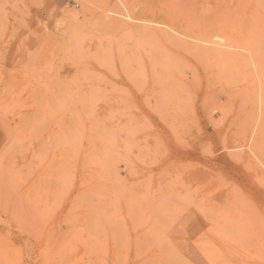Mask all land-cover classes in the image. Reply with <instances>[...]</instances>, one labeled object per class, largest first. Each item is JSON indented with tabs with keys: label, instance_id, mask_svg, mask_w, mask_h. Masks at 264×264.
Masks as SVG:
<instances>
[{
	"label": "rangeland",
	"instance_id": "374dc122",
	"mask_svg": "<svg viewBox=\"0 0 264 264\" xmlns=\"http://www.w3.org/2000/svg\"><path fill=\"white\" fill-rule=\"evenodd\" d=\"M119 1L0 0V264H264V0Z\"/></svg>",
	"mask_w": 264,
	"mask_h": 264
},
{
	"label": "bare ground",
	"instance_id": "6f19581e",
	"mask_svg": "<svg viewBox=\"0 0 264 264\" xmlns=\"http://www.w3.org/2000/svg\"><path fill=\"white\" fill-rule=\"evenodd\" d=\"M105 1H106V0H105ZM120 1H121V0H120ZM120 1H119V2H120ZM131 1H132V0H131ZM108 2H109V1H108ZM119 2H118V3H119ZM125 2H126V1H125ZM127 3H128V1H127ZM130 3H131V2H130ZM134 3H135V2H134ZM134 3H133V4H134ZM108 4H109V3H108ZM111 4H112V3H111ZM123 4H124V3H123ZM131 4H132V3H131ZM147 4H148V3H147ZM113 5H114V4H113ZM113 5H112V6H113ZM119 5H121V4H118V6H119ZM134 5H135V4H134ZM134 5H133V6H134ZM104 6H105V4H104ZM104 6H103V7H104ZM116 6H117V5H116ZM126 6H128V5H126ZM131 6H132V5H131ZM131 6H130V8H131ZM133 6H132V8H133ZM142 6H143V5H142ZM142 6H141V7H142ZM145 6H146V5H145ZM123 7H124V6H123ZM123 7H122V8H123ZM149 7H150V6H149ZM120 8H121V7H120ZM132 8H131V9H132ZM154 8H155V7H154ZM117 9H119V8L117 7ZM127 9H128V8H127ZM151 9L154 10L153 7H151ZM114 10H115V9H114ZM120 10L122 11V9H120ZM120 10H119V11H120ZM123 10H124V9H123ZM143 10H144V9H143ZM107 11H109V10H106V12H107ZM116 11H118V10H116ZM119 11H118V12H119ZM121 11H120V12H121ZM161 11H163V10H161ZM114 12H115V11H114ZM123 12H124V11H123ZM166 12H167V11H166ZM104 13H105V12H104ZM115 13H117V12H115ZM100 14H103V12L101 11ZM139 14H140V13H139ZM166 14H167V13H166ZM103 15H104V14H103ZM108 15H110V14L108 13ZM112 15H115V14H112ZM120 15H121V14H120ZM122 15H124V14H122ZM125 15H126V14H125ZM125 15H124V16H125ZM131 15H132V14H131ZM115 16H116V15H115ZM118 16H119V15H118ZM154 16H155V15H154ZM109 17H110V16H109ZM112 17H113V16H112ZM112 17H110V18H112ZM139 17H140V16H139ZM101 18H102V16H101ZM103 18H104V17H103ZM103 18H102V19H103ZM115 18H118V17H115ZM120 18H121V17H120ZM148 18H150V17H148ZM159 18H161V17H159ZM69 19H70V18H69ZM107 19H108V18H107ZM123 19H124V18H123ZM65 20H66V19H65ZM104 20H106V18H105ZM104 20H103V21H104ZM112 20H113V19H112ZM127 20H128V19H127ZM131 20H132V19H131ZM157 20H158V19H156V21H157ZM164 20H165V19H164ZM175 20H176V19H175ZM128 21H129V20H128ZM140 21H141V20H140ZM148 21H149V20H148ZM160 21H161V19H160ZM162 21H163V20H162ZM187 21H188V20H187ZM107 22H109V21L107 20ZM107 22H106V23H107ZM112 22H114V21H112ZM131 22H132V21H131ZM145 22H146V21H145ZM152 22H153V21H152ZM154 22H155V21H154ZM165 22H166V21H165ZM103 23H104V22H103ZM106 23H105V24H106ZM110 23H111V22H109V24H110ZM123 23H124V22H122V24H123ZM158 23H159V22H158ZM193 23H194V22H193ZM219 23L221 24V22H219ZM219 23H218V24H219ZM112 24H113V23H112ZM112 24H111V26H112ZM114 24H115V23H114ZM114 24H113V25H114ZM124 24H126V23H124ZM138 24H140V23H138ZM141 24H143V23H141ZM153 24H154V23H153ZM153 24H152V25H153ZM167 24H168V23H167ZM167 24H166V25H167ZM216 24H217V23H216ZM218 24H217V25H218ZM223 24H224V23H223ZM61 25H62V24H61ZM107 25H108V24H107ZM149 25H150V24H149ZM152 25H151V26H152ZM179 25H180V24H179ZM179 25H178V26H179ZM197 25H198V24H197ZM208 25H209V24H208ZM213 25H214V24H213ZM62 26H63V25H62ZM105 26H106V25H105ZM120 26H121V24H120ZM120 26H119V27H120ZM126 26H127V24H126ZM135 26H136V25H135ZM153 26H154V25H153ZM159 26H160V25H159ZM159 26H158V27H159ZM221 26H222V24H221ZM60 27H61V26H60ZM121 27H122V26H121ZM141 27H142V25H141ZM164 27H165V26H164ZM166 27H167V26H166ZM184 27H185V29H187V27H190V26H187V25H186V26H184ZM194 27L197 28L198 26H195V25H194ZM206 27H207V26H205V28H206ZM215 27H216V26H215ZM68 28H69V27H68ZM106 28H107V27H106ZM124 28H125V27H124ZM144 28H145V27H144ZM171 28H172V27H171ZM173 28H174V27H173ZM175 28H176V27H175ZM182 28H183V27H182ZM198 28H199V27H198ZM208 28H209V27H208ZM208 28H207V29H208ZM217 28H218V27H217ZM220 28H221V27H220ZM220 28H218V29H220ZM223 28L227 30V28L224 27V25H223ZM229 28H230V30L232 29L231 27H228V29H229ZM71 29H72V27H70V30H71ZM141 29H142V28H141ZM141 29H140V30H141ZM176 29H177V28H176ZM185 29H184V30H185ZM189 29H190V28H189ZM203 29H204V28H203ZM224 29H222V30H224ZM54 30H57V29L54 28ZM72 30H73V29H72ZM72 30H71V31H72ZM121 30H122V29H121ZM134 30H135V29H134ZM151 30H152V29H151ZM153 30H154V29H153ZM156 30H157V29H155L154 32H158V31H156ZM163 30H164V29H163ZM187 30H188V29H187ZM192 30H193V29H192ZM230 30H229V31L227 30V31H228L227 34H228V33L230 34V32L233 31V30H232V31H230ZM127 31H128V30H127ZM127 31H126V32H127ZM135 31H136V30H135ZM166 31H167V28H166ZM203 31H204V30H203ZM59 32H60V31H59ZM64 32H65V31H64ZM131 32L133 33L132 30H131ZM137 32H138V31H137ZM147 32H148V31H147ZM181 32H182V31H181ZM183 32H184V31H183ZM183 32H182V33H183ZM188 32H189V31H188ZM215 32H216V31H215ZM217 32L220 34L221 30H220V31H217ZM49 33H50V32H49ZM61 33H63V31H62ZM69 33H70V32H69ZM113 33H114V31H113ZM127 33H128V32H127ZM127 33H126V34H127ZM129 33H130V31H129ZM132 33H131V35H132ZM142 33H143V32H142ZM149 33H150V31H149ZM151 33H152V32H151ZM159 33H160V31H159ZM159 33H158V34H159ZM162 33H163V32H162ZM166 33L168 34V32H166ZM179 33H180V32H178V34H179ZM184 33H185V32H184ZM191 33H194V32H191ZM202 33H203V32H202ZM221 33H222V32H221ZM71 34H73V33H71ZM139 34H140V32H139ZM176 34H177V33L175 32V35H176ZM199 34H201V33H199ZM199 34H198V36H199ZM204 34H205V32L203 33V35H204ZM206 34H207V33H206ZM211 34H212V33H211ZM213 34H214V33H213ZM216 34H217V33H216ZM216 34H214V35H216ZM219 34H217V37H218V38L220 37ZM223 34L225 35V34H226V31H225V33L223 32V33L220 34V35L222 36ZM227 34H226V35H227ZM229 34H228L227 36H229ZM233 34H234V33H233ZM55 35H56V34H55ZM121 35H125V33H123V34H121ZM137 35H138V34H137ZM161 35H162V34H161ZM161 35H160L159 37H161ZM173 35H174V34H173ZM173 35H172V36H173ZM180 35H181V36L183 35V37H184V34H181V33H180ZM195 35H196V33H195ZM201 35H202V34H201ZM201 35H200V36H201ZM230 35H231V34H230ZM236 35H237V33H236ZM236 35H235V36H236ZM242 35H243V34H242ZM46 36H47V35H46ZM70 36H72V35H70ZM132 36H133V35H132ZM167 36H168V35H167ZM177 36H178V35H177ZM181 36H180V37H181ZM186 36H187V35H186ZM196 36H197V35H196ZM238 36H239V35H238ZM243 36H244V35H243ZM243 36H242V37L240 36V38H243V40L245 39V40H244V43H245V42H248V39H247L248 37H247V38H244ZM140 37H141V36H140ZM154 37L157 38V36L155 35V33H154ZM162 37H163V36H162ZM162 37H161V38H162ZM188 37H190V36H188ZM191 37H192V36H191ZM191 37H190V38H191ZM202 37H203V36H202ZM202 37H201V40H202V41L205 40V38H206V39L209 38V37H207V36H204V38L202 39ZM214 37H215V39H217L216 36H213V39H214ZM230 37H232V35H231ZM236 37H237V36H236ZM236 37H235V38H236ZM169 38H170V37H169ZM172 38H173V37H172ZM186 38H187V37H184L183 39H185V40L187 41ZM194 38H196V37H194ZM194 38L192 37V38H191L192 40H191V41L189 40V42H190V43H191V42H194V41H193ZM221 38H222V37H221ZM221 38H219V39H221ZM223 38H225V40H226V37H223ZM223 38H222V39H223ZM233 38H234V37H233ZM149 39H150V38H149ZM151 39H152V38H151ZM188 39H189V38H188ZM197 39H198V42H200V40H199L198 37L196 38V41H197ZM209 39H211V38H209ZM209 39H208V40H209ZM213 39H211L210 42H212ZM219 39H218V40H219ZM229 39L232 40L231 38H229ZM229 39H228V42H230ZM238 39H239V37L236 38V41H237ZM155 40H156V39H155ZM159 40H160V39H159ZM163 40H164V38H163ZM173 40H175V39H173ZM194 40H195V39H194ZM239 40H240V39H239ZM167 41H170V40L168 39ZM175 41H177V39H176ZM183 41H184V40H183ZM186 41H184V42H185V43H188V42H186ZM220 41H222V40H220ZM220 41H219V42H220ZM233 41H234V40H233ZM240 41H242V40H240ZM159 42H161V41H159ZM207 42H208V41H207ZM216 42H218V41L216 40ZM228 42H227V44H228ZM231 42H232V41H231ZM237 42H238V41H237ZM250 42H251V41H250ZM250 42H248V43H250ZM161 43H162V42H161ZM163 43H164V42H163ZM166 43H167V45L169 44L168 42H166ZM171 43H172V42H171ZM174 43H176V42H174ZM190 43H189V44H190ZM200 43H201V42H200ZM204 43H206V40H205ZM213 43H214V42H213ZM223 43H225V42L223 41ZM223 43L220 42V44H222V46L224 45ZM164 44H165V43H164ZM183 44H184V43H183ZM191 44H192V43H191ZM191 44H190V45H191ZM194 44H195V42H194ZM194 44H193V45H194ZM211 44H212V43H211ZM233 44H234V43H233ZM165 45H166V44H165ZM165 45H164V46H165ZM187 45H188V44H187ZM190 45H189V47H190ZM196 45H198V43H197ZM199 45H201V44H199ZM199 45H198V46H199ZM202 45H203V44H202ZM205 45H206V44H204V46H205ZM215 45H216V44H215ZM225 45H226V44H225ZM225 45H224V47H225ZM231 45H232V44H231ZM234 45H235V44H234ZM250 45H252V44L250 43ZM250 45H249V46H250ZM253 45H254V44H253ZM168 46H169V45H168ZM168 46H167V47H168ZM175 46H176V45H175ZM175 46H174V47H175ZM183 46H184V45H183ZM183 46H182V47H183ZM191 46H192V45H191ZM228 46H229V44H228ZM228 46H226V48H227ZM232 46H233V45H232ZM232 46H231V48H230V47H229V48L232 49ZM185 47H186V44H185ZM185 47H183L184 49L182 48L184 51L186 50ZM195 47H197V46H195ZM207 47H209L208 50H207ZM207 47H206V49H205V48H203V49H205L206 51H204V52H206V53L208 54V55L206 54V56H209V57H210V55H209V53H208V52H210V51H209L210 46H207ZM211 47H212V46H211ZM215 47H216V46L212 47V49H211V51L215 49V51H213V52H215V53H216V48H217L218 50L223 48V47H221V46H220L221 48H220L219 46L216 47V48H215ZM241 47H242V48H240V50H241V49L243 50V48H247V47H245V46H241ZM252 47H253V46H252ZM171 48H173V45H172V47H170V49H171ZM178 48H179V50L181 49V47H178ZM186 48H187V47H186ZM190 48H191V47H190ZM190 48H188V49H190ZM198 48H199V47H198ZM198 48H197V49H198ZM200 48H201V47H200ZM200 48H199L198 50H200ZM213 48H214V49H213ZM235 48H236V46H235ZM173 49H174V48H173ZM193 49H194V48H193ZM238 49H239V48H238ZM247 49H248V48H247ZM255 49H256V48H255ZM166 50H167V48H166ZM168 50H169V49H168ZM175 50H176V48H175ZM194 50H195V49H194ZM198 50H195V51H193V53H192V51H191V49H190V51H191V53H192L193 55L190 53V51H188V52L186 51V52H187V53H190L191 56H196L195 54H202V53H203V52H202V53L199 52ZM226 50H227V49H226ZM240 50H238V51H240ZM256 50H257V49H256ZM256 50H255V51H256ZM159 51H160V50H159ZM180 51H181V50H180ZM219 51H220V50H219ZM244 51H245V50H244ZM250 51H251V50H249V52H248V50H247L248 54H247V52L242 53L243 51H242L241 53H240V52H238V53H240V55L243 54V55H248V56H249ZM161 52H162V51H161ZM161 52H160V53H161ZM163 52H164V51H163ZM163 52H162V54H160L162 58L165 56V53H164V56H163ZM186 52H184V53H186ZM197 52H198V53H197ZM213 52H212V53H213ZM236 52H237V51H236ZM194 53H195V54H194ZM215 53H214V54H215ZM217 53L220 54V52H217ZM224 53H225V52H224ZM167 54H168V53H167ZM173 54H174V53H173ZM173 54L171 53L170 58L167 59V58H168V57H167L166 59H167V60L174 59L175 57H171ZM178 54H179V53H178ZM204 54H205V53H204ZM204 54H203V55H204ZM221 54H222V52H221ZM221 54H220V55H221ZM251 54H252V53H251ZM160 55H159V56H160ZM168 55H169V54H168ZM179 55H180V54H179ZM203 55H202V57H203ZM220 55H219V58L221 57ZM225 55H226V54H225ZM173 56H174V55H173ZM200 56H201V55H200ZM200 56H199V58H202V57H200ZM206 56H205V57H206ZM215 56H216V54H215ZM226 56H227V55H226ZM178 57H179V56H178ZM197 57H198V56H197ZM209 57H208V58H209ZM222 57H223V56H222ZM234 57H235V59L238 60V58H236L237 56H234ZM243 57H244V56H243ZM179 58H181V57H179ZM179 58L176 57L177 61H178ZM208 58L206 57V59H208ZM212 58H213V55H212ZM216 58H217V56H216ZM239 58H240V57H239ZM160 59H161V58H160ZM204 59H205V58H204ZM210 59H211V58H210ZM232 59H233V58H232ZM235 59H233V60L235 61ZM241 59H242V56H241ZM161 60H162V59H161ZM167 60H163V61L166 62ZM217 60H218V58H217ZM239 60H240V59H239ZM256 60H257V59H256ZM256 60H255V61H256ZM170 61H171V60H170ZM174 61H175V59H174ZM174 61H172V62H174ZM210 61H211V60H210ZM223 61H224V60H223ZM230 61L232 62L231 59H230ZM234 61H233V62H234ZM240 61H241V60H240ZM240 61H239V62H240ZM243 61H244V59H242V61H241V67H242V63H243ZM245 61H247V58H245ZM172 62H171V63H172ZM212 62H214V58H213V61H211V63H212ZM216 62H217V61H215V63H216ZM233 62H232V63H233ZM262 62H263V61H262ZM154 63H155V61H154ZM156 63H158V62H156ZM171 63H170V64H171ZM174 63H175V62H174ZM176 63H177V62H176ZM224 63H226V62H224ZM245 63L248 64V62H245ZM245 63H244V64H245ZM251 63H252V62H251ZM183 64L186 66L185 63H183ZM212 64H213V66L215 65L214 63H212ZM221 64L223 65V63H220V65H221ZM234 64H235V63H233V65H234ZM236 64H237V63H236ZM247 64H245V65H247ZM254 64H255V62H254ZM160 65H163V64L160 62ZM184 65H181V66L184 67ZM250 65H251V64H250ZM156 66H159V65L156 64ZM168 66H170V65H168ZM168 66H167V67H168ZM215 66H216V65H215ZM234 66H235V65H234ZM170 67H171V66H170ZM178 67H179V66H178ZM183 67H182V68H183ZM220 67H221V66H220ZM220 67H219V68H220ZM224 67H226V65H225ZM224 67H223V68H224ZM236 67H237V66H236ZM236 67H235V68H236ZM241 67H240V68H241ZM252 67H253V65H252ZM252 67H251V68H252ZM255 67H256V66H255ZM262 67H263V66H262ZM156 68H158V67H156ZM159 68H160V67H159ZM159 68H158V69H159ZM171 68H173V67H171ZM174 68H176V65H174ZM182 68H180V69H178V70H181ZM186 68H188V67L186 66V67L184 68V70H185L186 72H188V69L186 70ZM189 68H190V67H189ZM221 68H222V67H221ZM240 68L238 67V69H240ZM244 68H247V67L244 66ZM158 69H157V70H158ZM210 69H211V68H210ZM225 69H226V68H225ZM228 69H230V68H229V65L227 66V69H226V70L223 69V71H227ZM231 69H232V68H231ZM231 69H230V71H231ZM242 69H243V68H242ZM253 69H256V68L253 67ZM157 70H156V71H157ZM164 70L167 71L166 67L164 68ZM168 70H170V69H168ZM171 70H172V69H171ZM171 70H170V71H171ZM182 70H183V69H182ZM249 70H250V69H249ZM249 70H248V72H250ZM159 71H160V69H159ZM172 71H173V70H172ZM220 71H221V70H220ZM232 71H233V70H232ZM240 71H242V70H240ZM255 71H256V70H254V71H252V72H255ZM160 72H161V71H160ZM160 72H159V74H164V73H162V72H163V69H162V72H161V73H160ZM164 72H165V71H164ZM175 72L177 73V71H175ZM178 72H179V74H180V71H178ZM183 72H184V71H183ZM186 72L181 73V74H183L182 76H184L185 78H186V75H187ZM189 72H190V71H189ZM218 72H219V69H218ZM227 72H228V71H227ZM234 72H235V71H234ZM259 72H260V71H259ZM173 73H174V72H173ZM173 73H172V74H173ZM185 73H186V75H184ZM225 73H226V72H225ZM231 74L233 75L232 72H231L229 75H231ZM239 74H241V73H239ZM260 74H261V73H260ZM260 74L258 75V73H257V74L254 73L253 75H254L255 77L258 75V77H259V79H260V78H262L263 73H262V75H260ZM249 75H250V74H249ZM249 75H248V76H249ZM253 75L251 74V76L253 77L252 79H254V76H253ZM162 76H163V75H162ZM237 76H238V75H237ZM241 76H242V75H241ZM260 76H261V77H260ZM180 77H181V76H180ZM187 77H188V76H187ZM238 77H239V76H238ZM258 77H256V78H258ZM263 77H264V76H263ZM182 79H183V78H182ZM243 80H244V79H243ZM262 80H263V79H262ZM240 81H241V80H240ZM253 81H255V80H253ZM253 81H250V82L252 83ZM241 82H242V81H241ZM256 82H259V81H257V79H256ZM260 82H261V81H260ZM263 82H264V81H263ZM170 83H171V82H170ZM177 83H178V82H177ZM254 83H255V82H254ZM171 84H172V83H171ZM173 84H174V83H173ZM257 84H258V83H257ZM262 84H264V83H262ZM176 85H177V86L181 85V84H180V81H179V84H176ZM182 85H183V82H182ZM258 85H259V84H258ZM258 85H257V87H258ZM175 87H176V86H175ZM263 87H264V86H263ZM245 88H247V87H245ZM254 88H256V87L254 86ZM261 88H262V85H261ZM248 89H249L250 91H252L249 87H248ZM263 89H264V88H263ZM248 92H249V91H248ZM252 92H253V91H252ZM252 92H249V95H247V94H245V95H247V96L250 97V93L252 94ZM241 93H242V90H241ZM262 93H264V90H263ZM243 94H244V88H243ZM260 95H261V94H260ZM242 96H243V95H241V97H242ZM263 96H264V95L261 96V99H262V100H261V105H262V101H264V97H263ZM244 97H245V96H244ZM249 97H247V98H245V99H248ZM253 97H254V96H253ZM253 97H252V98L250 97L252 100L249 98L248 100H245V101H247V102H251V101H253V99H254ZM255 98H256V97H255ZM241 99H242V98H241ZM249 100H250V101H249ZM245 101H244V104H245ZM242 102H243V99H242L241 103H242ZM241 105L243 106V104H241ZM263 105H264V104H263ZM243 107H248V105H244ZM243 107H242V108H243ZM250 107H251V110H252V111H251V110H250V111L253 113V109H252L253 106H250ZM240 108H241V106H240ZM263 108H264V107H263ZM243 109H244V108H243ZM262 112H263V111H262ZM247 114H248V113H247ZM250 115H251V114H250ZM242 129H243V130H242ZM240 130H242V131L245 132L246 128H245V130H244V127H243V128H241ZM242 131H241V132L239 131V132H240L239 134H242V135L244 136V134L247 133V132L243 133ZM247 131H248V130H247ZM158 136H159V135H158ZM237 136H238V135H237ZM243 136H241L242 139H243ZM223 139H224V136H223ZM244 139H245V138H244ZM241 141H242V140H241ZM259 141H260V139H259ZM257 142H258V141H256L255 143H257ZM223 143H225V141H224ZM258 143H259V142H258ZM258 143L255 144L257 147H258V146L261 147L262 145H264V144H258ZM253 144H254V143H253ZM253 144H252V145H253ZM250 145H251V144H250ZM252 145H251V146H252ZM255 145H254V146H255ZM207 146H208V145H207ZM210 146H211V145H210ZM241 146H242V145H241ZM256 146H255V147H256ZM223 147H224V146H223ZM236 147H237V146H236ZM260 147H258V148L260 149ZM263 147H264V146H263ZM258 148H257V149H258ZM237 149H238V148H237ZM200 150H202V149H200ZM231 150H232V149H231ZM241 150H242V149H241ZM241 150H239V153H238L237 155L235 154V155H236V158H237L238 160H241V157H240V154H241L240 151H241ZM253 150H256V149H253ZM263 150H264V148H263ZM206 151H207V150H206ZM234 151H235V149H234ZM242 151H244V150H242ZM208 152H209V151H208ZM237 152H238V150H237ZM237 152H236V153H237ZM232 153H234V152H232ZM242 153H243V152H242ZM244 153H245V152H244ZM257 153H258V152H257ZM204 154H205V153H204ZM206 154H207V153H206ZM227 154H228V153H227ZM245 154H247V156H248L249 153H245ZM251 154H252V153H251ZM209 155H210V154H209ZM231 155H233V154H231ZM235 155H233V157H234ZM229 156H230V154H229ZM238 156H239V158H238ZM242 156H243V154H242ZM249 156H250V155H249ZM251 156H252V155H251ZM261 156H263V155H261ZM243 157H244V156H243ZM231 159L233 160V158H231ZM237 159L234 158L235 161H236ZM242 159H243V158H242ZM245 159H248V158H245ZM252 159L254 160V157H252L251 159H248V162H249V160L252 161ZM263 159H264V158H263ZM228 161H229V160H228ZM241 162H243V161L241 160ZM245 162H247V160H245ZM248 162H247V165H248V164L250 165L251 162H250V163H248ZM255 162H256V160H255ZM258 163H259V162H258ZM196 164H197V163H196ZM242 164H243V163H242ZM256 164H257V162H256ZM244 165H245V164H244ZM200 166H201V165H200ZM200 166H199V167H200ZM251 166H252V165H250L249 168H252V167H254V166H256V165H253L252 167H251ZM258 166H259V165H258ZM258 166L255 168V169H256L255 171H258L257 168H261V167H258ZM247 167H248V166H247ZM249 168H248V169H249ZM195 169H196V168H195ZM200 169H201V168H200ZM202 169H204V168H202ZM205 170H206V169H205ZM250 170H253V169H250ZM201 172H202V170H201ZM208 174H209V170H208ZM208 174H205V175H208ZM214 174H216V173H213V175H214ZM210 175H211V174H210ZM217 175L220 177L219 174H217ZM259 176H260V175H259ZM205 177H206V176H205ZM219 177H217V179H219V181H220V179H221L222 176H221L220 178H219ZM260 178H261V180H262V175H261ZM222 179H223V177H222ZM263 179H264V177H263ZM223 180H225V179H223ZM223 180H222V181H223ZM254 180H255V179H254ZM217 181H218V180H217ZM255 181H256V180H255ZM257 181H258V180H257ZM262 181L264 182V180H262ZM262 181H261V182H262ZM227 182H228V181H226V184H227ZM221 183H223V182H221ZM257 183H258V182H257ZM228 184H231L230 181L228 182ZM228 184H227V185H228ZM261 184L264 185V183H261ZM217 185H218V184H217ZM217 185H216V186H217ZM219 185H220V184H219ZM232 185H233V183H232ZM262 185H261V186H262ZM233 186H234V185H233ZM233 186H232V189H233ZM258 186H259V185H258ZM221 188H223L222 185L219 186V189H220V190H221ZM225 188H226V185H225ZM237 188H238V186H237ZM230 189H231V188H230ZM232 189H231V190H232ZM234 189H236V186H235ZM224 190H225V189H224ZM226 190H227V189H226ZM223 192H225V191H223ZM226 192H227V191H226ZM228 192H229V191H228ZM221 193H222V192H221ZM237 194H238V193H237ZM220 195H222V194H220ZM234 195H236V192L234 193ZM237 196H238V195H237ZM234 197H235L236 199L238 198L237 200L240 201V200H239V199H240L239 196H238V197L234 196ZM231 204H232V203H231ZM240 204H242V203L240 202ZM233 205H234V204H233ZM228 207H229V206H228ZM238 207H239V206H238ZM239 209H240V207H239ZM237 212H238V211H237ZM233 213H234V212H233ZM236 214H237V213H236ZM238 219H239V218H238ZM241 219H242V218H241ZM242 220H243V219H242Z\"/></svg>",
	"mask_w": 264,
	"mask_h": 264
}]
</instances>
